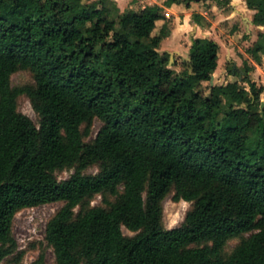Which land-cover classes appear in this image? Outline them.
Listing matches in <instances>:
<instances>
[{
	"label": "trees",
	"instance_id": "1",
	"mask_svg": "<svg viewBox=\"0 0 264 264\" xmlns=\"http://www.w3.org/2000/svg\"><path fill=\"white\" fill-rule=\"evenodd\" d=\"M247 5L264 26V0ZM119 16L106 0H0V264L24 256L16 215L56 202L45 235L56 264H264V86L255 66L207 90L217 41L194 39L177 71L162 51L161 7ZM247 53L263 64L264 33ZM21 70L34 81L14 86ZM23 96L39 123L20 110ZM171 194L191 204L173 229ZM31 264H45V253Z\"/></svg>",
	"mask_w": 264,
	"mask_h": 264
},
{
	"label": "rangeland",
	"instance_id": "2",
	"mask_svg": "<svg viewBox=\"0 0 264 264\" xmlns=\"http://www.w3.org/2000/svg\"><path fill=\"white\" fill-rule=\"evenodd\" d=\"M220 1L223 0L201 1L204 4L201 7L210 9L214 5L222 6L223 9L225 8L223 10L224 15L231 14L232 7L229 6V4L223 5L220 3L219 5ZM149 3V6L156 5V3L153 1ZM208 12L210 14V20L203 17L199 23L201 26L199 30L195 25L197 21H195L193 17L191 22L192 25L189 26L187 32L184 35L182 34L181 38L179 39L180 46L178 48H175V46H173L171 40V42L166 41V43L164 42V40L162 43V51H168L171 57H173L171 65L176 62L177 65H175L173 68L177 71L182 70V63L188 57L186 51H189V48L191 47L194 39L210 38L220 44L221 52L219 66L213 75L214 83L212 82V80L205 83L207 90L212 85H225L229 81L233 80L235 76L231 74L232 69L237 68L239 71H242L247 67H251L255 64L251 55L247 53V45H249V42L244 43V41L246 40L245 35L247 31V25L244 22L242 23V18L240 16H234L228 20L222 14V16H219V19L217 20V17L215 16L216 14H214L215 12L210 10H208ZM119 17L120 16H116V19L119 20ZM213 24H215L217 28H212ZM195 29H197V31H195ZM233 47H235V56L230 60V50ZM259 66L264 70V61L262 65H256V69H254L252 77L254 80H256L259 86H264L262 81H257L258 76H260V80L264 79V74H259ZM33 81L34 79L32 73L24 70L15 73L12 78L14 86L32 83ZM262 100L264 102V93L262 94ZM19 106L20 110L23 113L30 116L36 123H39L38 116L34 112L32 104L28 97L23 96L20 99ZM101 126L102 122L100 120H96L93 126V137L97 135ZM89 172L97 173L98 169L91 168ZM71 174L72 171L59 173V178L67 179L71 176ZM172 196L173 194H171L164 203L165 223L166 226L170 229L176 228L183 223L187 211L191 207V204L186 201L175 202L172 199ZM101 201L102 198L98 197L94 201V204H101ZM62 206V202H56L25 209L19 212L14 220L13 231L18 241L20 250L24 251V256L20 260V262H18V258L17 256H15L7 259L3 264H31L39 258L42 252L45 253V264H56L53 249L47 246L45 235L48 222ZM124 232L127 235H133V233L126 228L124 229ZM239 241L240 239H236L232 240L229 243L227 247L228 253H230L234 249Z\"/></svg>",
	"mask_w": 264,
	"mask_h": 264
},
{
	"label": "crops",
	"instance_id": "3",
	"mask_svg": "<svg viewBox=\"0 0 264 264\" xmlns=\"http://www.w3.org/2000/svg\"><path fill=\"white\" fill-rule=\"evenodd\" d=\"M167 1L168 0H159V2L156 5L162 8V13L165 14L167 18L169 19L168 36L164 42L166 43V41L167 42L172 41L173 46H175V48H178L180 46L179 39L181 38L182 34L184 35L187 32V30L189 29V26L192 25L191 22H192L194 15L199 14L202 17L209 19L210 14L208 10L215 12L214 14H216L215 16L217 17L216 18L217 20L219 19V16H222V14L224 15L223 10L225 8L223 9L222 6L214 5L213 7L209 9L206 7H201L204 5L203 2L201 1H192L190 2L189 6H187L183 2L173 3L170 6H168L166 5ZM106 5L113 11V14L115 16H119L127 11L139 12L143 10L144 8H146L147 6H149V3L146 0H106ZM229 6L232 7L231 8L232 13L228 15H224V16L228 20L234 16L235 17L240 16L242 18V23L244 22L247 25V31L245 35L246 40L244 41V43L249 42V45L247 46L248 48H250L251 46H253L255 42L259 40V34L264 33V26H259L254 23L253 19H254V15L256 12L254 10H251L248 7L247 0H231ZM215 24H213V27H212L214 29L217 28ZM195 25L196 27H198V30L201 28L199 23H196ZM195 31H197V29H195ZM234 50H235V47L231 48L230 50V57H229L230 60L234 58L235 56ZM186 53H189V51L188 52L186 51ZM263 61H264V58H263ZM254 63H255L254 66L256 69V65H259V64H257L255 60H254ZM260 73L264 74V70L261 69V67L259 66V74ZM263 78H264V75H263ZM257 81H262L264 84V79L260 80V76H258Z\"/></svg>",
	"mask_w": 264,
	"mask_h": 264
},
{
	"label": "water",
	"instance_id": "4",
	"mask_svg": "<svg viewBox=\"0 0 264 264\" xmlns=\"http://www.w3.org/2000/svg\"><path fill=\"white\" fill-rule=\"evenodd\" d=\"M194 1H201V0H194ZM187 60L188 61H191V58H190V56H189V53H187ZM173 61V57H171V62ZM212 82L214 83V81H213V79H212ZM264 107V102H263V104H262V108Z\"/></svg>",
	"mask_w": 264,
	"mask_h": 264
},
{
	"label": "built area",
	"instance_id": "5",
	"mask_svg": "<svg viewBox=\"0 0 264 264\" xmlns=\"http://www.w3.org/2000/svg\"><path fill=\"white\" fill-rule=\"evenodd\" d=\"M148 3L149 2H151V1H153V2H155L156 4L159 2V0H146ZM150 4V3H149Z\"/></svg>",
	"mask_w": 264,
	"mask_h": 264
}]
</instances>
